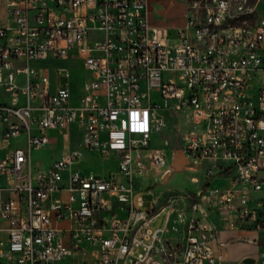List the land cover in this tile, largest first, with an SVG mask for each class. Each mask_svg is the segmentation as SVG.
<instances>
[{"label":"built area","instance_id":"built-area-1","mask_svg":"<svg viewBox=\"0 0 264 264\" xmlns=\"http://www.w3.org/2000/svg\"><path fill=\"white\" fill-rule=\"evenodd\" d=\"M259 1L183 0L182 24L167 28L150 22L148 0H3L0 264H226L210 215L249 233L256 248L246 258L264 264V12L253 27L234 23ZM70 61L88 75L76 91ZM175 111L190 114L180 148L189 169L207 165L206 181L178 255L161 259L152 252L170 206L143 212L132 198L165 167L151 136ZM71 131L79 148L32 164V152ZM84 152L114 159V176L80 174ZM163 210V226L149 232Z\"/></svg>","mask_w":264,"mask_h":264},{"label":"rangeland","instance_id":"rangeland-1","mask_svg":"<svg viewBox=\"0 0 264 264\" xmlns=\"http://www.w3.org/2000/svg\"><path fill=\"white\" fill-rule=\"evenodd\" d=\"M256 0H247L249 6L254 5ZM183 0H150L152 6V20L157 27L176 28L182 24ZM161 14H158V13ZM264 12V0H260L250 15H239L240 19L234 23L240 26L253 27L259 16ZM3 0H0V24L3 23ZM76 62H67L70 84L76 91L78 82L87 79L85 73ZM166 127L157 134H152L150 148L163 149L165 167L157 171L149 172L147 176L139 180L137 192L132 198L133 208L139 211H147L152 206L155 212L161 207L170 206V215L167 223V232L161 238L160 243L155 244L153 255L158 258L167 257L168 253L178 255L185 235L186 220L190 216L188 206L195 201V197L201 195L205 189L204 172L205 165H192L184 157L180 148L182 133L192 129L190 114L187 111L167 112L163 114ZM50 142L53 134H48ZM79 135L75 131L69 132L67 140H61L53 145H46L38 151L31 153L32 164L38 163L42 168L47 166L50 159L58 156L60 149L64 147L79 148ZM165 143V144H164ZM117 163L114 159L100 160L94 154L84 152V158L78 172L87 176L89 173L100 176H114ZM168 171V174H163ZM221 185V182L212 180L210 188ZM157 197L156 202L155 198ZM142 201L141 207H136V199ZM180 214V215H179ZM165 210L160 212L149 226V232L163 226ZM226 225V224H225ZM148 243V242H147ZM146 243V244H147ZM142 254L141 248L132 250L133 256ZM174 256L170 259H173ZM169 259V258H168ZM226 264H238L235 261H227Z\"/></svg>","mask_w":264,"mask_h":264},{"label":"crops","instance_id":"crops-1","mask_svg":"<svg viewBox=\"0 0 264 264\" xmlns=\"http://www.w3.org/2000/svg\"><path fill=\"white\" fill-rule=\"evenodd\" d=\"M182 5L183 4H180V6ZM147 7L149 20L153 24V10L150 0H148ZM158 14L161 13L159 12ZM200 165H205L207 167L205 163H201ZM209 221L217 232L218 240L215 242L214 247L225 256L227 261L239 263L243 258L254 254L256 246L247 240L248 236H250L249 233L216 215H210Z\"/></svg>","mask_w":264,"mask_h":264},{"label":"bare ground","instance_id":"bare-ground-1","mask_svg":"<svg viewBox=\"0 0 264 264\" xmlns=\"http://www.w3.org/2000/svg\"><path fill=\"white\" fill-rule=\"evenodd\" d=\"M218 30H227V23H218ZM227 38H234V31H227ZM203 43H210V34H203ZM201 54H210L208 44H201Z\"/></svg>","mask_w":264,"mask_h":264},{"label":"water","instance_id":"water-1","mask_svg":"<svg viewBox=\"0 0 264 264\" xmlns=\"http://www.w3.org/2000/svg\"><path fill=\"white\" fill-rule=\"evenodd\" d=\"M241 264H253V260L250 258H244L241 260Z\"/></svg>","mask_w":264,"mask_h":264}]
</instances>
